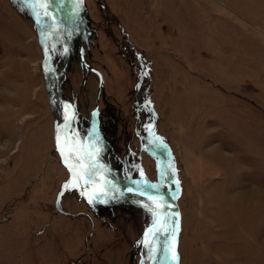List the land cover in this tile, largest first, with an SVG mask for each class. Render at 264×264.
<instances>
[{
  "label": "rangeland",
  "instance_id": "obj_1",
  "mask_svg": "<svg viewBox=\"0 0 264 264\" xmlns=\"http://www.w3.org/2000/svg\"><path fill=\"white\" fill-rule=\"evenodd\" d=\"M29 2L55 98L24 1L0 0V264H264V0ZM61 101L87 180L176 200V253L173 211L60 156Z\"/></svg>",
  "mask_w": 264,
  "mask_h": 264
},
{
  "label": "water",
  "instance_id": "obj_2",
  "mask_svg": "<svg viewBox=\"0 0 264 264\" xmlns=\"http://www.w3.org/2000/svg\"><path fill=\"white\" fill-rule=\"evenodd\" d=\"M23 1H24L25 5H26V8L29 11L30 15L34 19L35 24L38 26V28H39V30H40V32L42 34L43 51H44V60L42 62V71H43L44 80H45L46 87H47L48 99H49V102L51 103V105H53V102L51 100V96H52L51 95V87L49 85V80H48L47 72H46V68H45V60L47 59V52H48L46 34H45L44 30H43L41 22L38 20L37 15L35 14L32 6H31V4L29 2V0H23ZM63 1L66 2V0H63ZM56 134H57V124L55 123L54 124V141H55V145H56L57 151L59 152V154H60V156L62 158H65L70 163L71 168L76 173V175L79 178V180L87 188H89L92 191H95L96 188L91 186L89 184V182H87V180L79 172L76 162L71 159V157L68 155V153L65 150H63L61 147L58 146V144L56 143ZM115 183H118V185L121 186L124 189V191H128V192H131V193H134V194H140L141 195L142 191L137 190V189L133 188L132 186H130V182H115ZM143 193H144V195H142L143 197H145L147 199H149V197H152V199H149V200H153L156 203L158 202L157 196H159V194H156L157 192L153 193V194L146 193V192H143ZM166 197L170 200L172 206L171 205H167V206L163 207L161 218L157 221V223H160V221L163 220V218L165 217V213H166L167 209L173 211L175 213V215H176V218H177L175 232H174V237L177 239V235H178V232H179V229H180V226H181L180 212H179L176 200L171 195H166Z\"/></svg>",
  "mask_w": 264,
  "mask_h": 264
},
{
  "label": "bare ground",
  "instance_id": "obj_3",
  "mask_svg": "<svg viewBox=\"0 0 264 264\" xmlns=\"http://www.w3.org/2000/svg\"><path fill=\"white\" fill-rule=\"evenodd\" d=\"M39 35H40V38H41V40L43 39L42 38V34L41 33H39ZM53 96V95H52ZM53 98H55V96H53ZM61 104H62V106H65V107H67L68 109H69V116L65 119V121L61 124V125H59L58 126V121H57V134H56V143L58 144V146L59 147H61L63 150H65L64 149V147L61 145V143H60V138H61V135H62V133H63V131L65 130V126H67V125H69V123H70V121H71V119H72V110H71V108H70V106H69V103H67V102H63V101H61ZM58 120V119H57ZM59 134H60V136H59ZM66 151V150H65ZM69 165H70V163H69ZM71 167V166H70ZM77 168H78V170H79V172L81 173V175L87 180V178L83 175V172H81V169H80V167H78V165H77ZM114 168L116 169V172L118 173V170H117V165L116 164H114ZM116 179V178H115ZM87 182H89V184L91 185V186H93V187H95L96 188V192L97 191H99V192H102V193H115V192H124V189L121 187V186H119L118 185V183H115V182H124L123 180H121V178L119 177L118 178V181H113V182H109L108 184H107V182L106 183H102V184H98V185H96L95 183H92L91 181H89V180H87ZM98 183H101V182H98ZM135 183H140L141 185H147L143 180H133L131 183H130V186H132L133 188H136V189H138L137 187H136V185H134ZM101 186V187H100ZM147 186H149V185H147ZM150 187V186H149ZM139 188H140V186H139ZM143 189H144V187H143ZM139 190V189H138ZM144 191H146L147 193H151V194H153V193H156V192H153V191H150V190H148L147 188H145L144 189ZM142 192H143V190H142ZM153 192V193H152ZM157 200H158V208H159V211H162L161 209H163V207H165V206H167V205H171L172 206V204H171V202H170V200L169 199H167V198H165V197H162V196H157ZM161 200H163V201H166L168 204H165V203H162V202H160ZM156 217L158 218V214H156ZM155 217V218H156ZM161 218V217H160ZM171 247L170 248H172L173 247V241L175 242V253L177 252V239L176 238H171ZM174 251V248H172V252ZM175 264V263H174ZM176 264H177V262H176Z\"/></svg>",
  "mask_w": 264,
  "mask_h": 264
},
{
  "label": "snow or ice",
  "instance_id": "obj_4",
  "mask_svg": "<svg viewBox=\"0 0 264 264\" xmlns=\"http://www.w3.org/2000/svg\"><path fill=\"white\" fill-rule=\"evenodd\" d=\"M151 187H154V186H151ZM141 195H144V193H143V192H141ZM149 199H152V197H149ZM89 202L91 203L92 201L90 200ZM172 259H176V256H175V254H173V256H172Z\"/></svg>",
  "mask_w": 264,
  "mask_h": 264
}]
</instances>
